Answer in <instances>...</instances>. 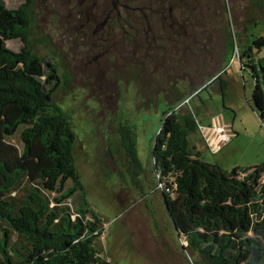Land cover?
<instances>
[{
	"label": "rangeland",
	"instance_id": "obj_1",
	"mask_svg": "<svg viewBox=\"0 0 264 264\" xmlns=\"http://www.w3.org/2000/svg\"><path fill=\"white\" fill-rule=\"evenodd\" d=\"M72 1L35 0L30 33L35 51L58 64L62 83L55 101L77 134L83 189L72 205L100 218L96 244L114 264H203L183 249L186 238L164 204L155 138L170 107L195 112L203 124L220 115L231 129L221 149L191 135L204 159L228 172L264 163V123L252 101L255 80L245 54L264 35V0H184L188 32L177 51L161 53L109 51L95 45L94 36L82 40ZM6 2L16 8L22 0ZM23 45L7 42L16 51ZM253 53V59L264 57L263 49ZM123 131L135 143V160L127 155ZM11 141L22 147L19 133ZM72 185L68 180L65 189Z\"/></svg>",
	"mask_w": 264,
	"mask_h": 264
},
{
	"label": "trees",
	"instance_id": "obj_2",
	"mask_svg": "<svg viewBox=\"0 0 264 264\" xmlns=\"http://www.w3.org/2000/svg\"><path fill=\"white\" fill-rule=\"evenodd\" d=\"M34 2L11 8L0 0V264H114L96 244L100 218L70 200L83 189L77 134L55 101L58 64L31 46ZM8 41L24 45L16 51ZM254 49L264 50V35L245 51L264 123V57L253 59ZM199 122L195 112L168 108L153 148L183 247L203 264H264V163L228 172L206 161L191 140ZM18 133L21 148L11 141ZM121 139L135 160L130 132Z\"/></svg>",
	"mask_w": 264,
	"mask_h": 264
},
{
	"label": "flooded vegetation",
	"instance_id": "obj_3",
	"mask_svg": "<svg viewBox=\"0 0 264 264\" xmlns=\"http://www.w3.org/2000/svg\"><path fill=\"white\" fill-rule=\"evenodd\" d=\"M71 12L82 40L94 36L104 50L130 53L177 51L188 32L184 0H73ZM151 50H149L150 52ZM152 51V53H154Z\"/></svg>",
	"mask_w": 264,
	"mask_h": 264
},
{
	"label": "built area",
	"instance_id": "obj_4",
	"mask_svg": "<svg viewBox=\"0 0 264 264\" xmlns=\"http://www.w3.org/2000/svg\"><path fill=\"white\" fill-rule=\"evenodd\" d=\"M198 132L205 144L213 151L221 149L231 136L230 126L225 123L224 117L220 115L213 116L209 124L199 122Z\"/></svg>",
	"mask_w": 264,
	"mask_h": 264
},
{
	"label": "water",
	"instance_id": "obj_5",
	"mask_svg": "<svg viewBox=\"0 0 264 264\" xmlns=\"http://www.w3.org/2000/svg\"><path fill=\"white\" fill-rule=\"evenodd\" d=\"M185 246V245H184ZM183 249H185V247H183Z\"/></svg>",
	"mask_w": 264,
	"mask_h": 264
}]
</instances>
